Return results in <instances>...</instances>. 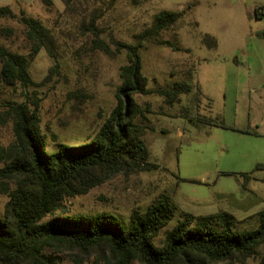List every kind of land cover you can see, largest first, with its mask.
<instances>
[{
    "label": "rangeland",
    "instance_id": "1",
    "mask_svg": "<svg viewBox=\"0 0 264 264\" xmlns=\"http://www.w3.org/2000/svg\"><path fill=\"white\" fill-rule=\"evenodd\" d=\"M53 2L47 9L42 0H0V6H10L17 15L24 9L40 19L56 39L54 57L43 49L31 63L33 85L0 91V153L15 141L13 123L4 115L8 101L39 104L50 152L61 143L88 141L111 115L120 70L128 60L124 53L111 56L95 46L87 25L96 10L98 33L111 45L113 40L135 44L161 10L183 12L161 35L182 51L153 42L142 49L153 91L176 82L193 86L172 107L156 93L135 96L144 112L138 121L147 128L150 161L159 169L120 175L86 195L69 198L66 211L111 212L128 219L133 210L145 211L168 194L183 211L197 216L229 212L240 228L257 229L258 213L264 209V170H256L264 166V98L259 96L264 93V16L256 17L255 11L264 10V0L120 1L110 11L83 0L69 12L62 0ZM7 27L14 35L0 34V47L29 54L24 26L17 19H0V29ZM205 35L215 37L218 47L205 46ZM204 115L250 133L199 124L197 118ZM8 200L0 195V213ZM63 257V264H72ZM263 257L264 244L246 264H261Z\"/></svg>",
    "mask_w": 264,
    "mask_h": 264
},
{
    "label": "trees",
    "instance_id": "2",
    "mask_svg": "<svg viewBox=\"0 0 264 264\" xmlns=\"http://www.w3.org/2000/svg\"><path fill=\"white\" fill-rule=\"evenodd\" d=\"M81 1L62 0L68 12ZM88 1L110 11L120 1L138 5L145 0ZM42 2L47 9L54 6L53 0ZM195 6L193 3L188 9ZM184 14L161 10L152 26L136 36L135 44L113 40L112 49L98 33L100 16L95 11L87 25L96 37L95 46L111 56L124 53L128 62L120 70L116 107L88 141L61 143L50 152L39 104L8 101L4 105L15 141L0 153V163L4 164L0 168V195L9 198L0 213V264H63L64 255L72 264H246L259 255L264 244V209L258 213L259 226L253 230L240 228L229 212L197 216L183 211L168 194L160 195L145 211L133 210L128 219L111 212L70 215L66 211L69 198L86 195L120 175L159 169L150 161L144 140L147 128L138 121L144 112L135 96L156 93L172 107L181 102V95L191 93L193 86L176 82L153 91L144 73L142 49L146 42H153L182 51L161 35ZM255 15L260 18L264 12L256 10ZM0 19H17L31 45L29 54L0 47V91L28 88L34 83L30 67L37 55L45 49L55 56V36L24 9L17 15L10 6H0ZM0 34L12 37L14 29L2 28ZM202 43L211 49L218 47L210 35H205ZM197 122L250 133L212 116L198 117ZM256 170H264V166L259 164Z\"/></svg>",
    "mask_w": 264,
    "mask_h": 264
},
{
    "label": "crops",
    "instance_id": "3",
    "mask_svg": "<svg viewBox=\"0 0 264 264\" xmlns=\"http://www.w3.org/2000/svg\"><path fill=\"white\" fill-rule=\"evenodd\" d=\"M261 12H264V10H262ZM259 96H261V98H264V93L263 94L260 93Z\"/></svg>",
    "mask_w": 264,
    "mask_h": 264
}]
</instances>
